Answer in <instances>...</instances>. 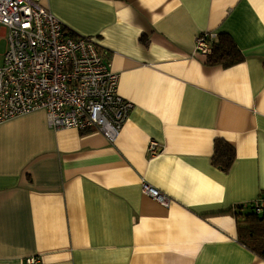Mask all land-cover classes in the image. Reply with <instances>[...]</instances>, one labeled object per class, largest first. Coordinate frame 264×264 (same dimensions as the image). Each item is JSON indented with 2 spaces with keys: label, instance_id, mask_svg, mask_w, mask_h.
Here are the masks:
<instances>
[{
  "label": "crops",
  "instance_id": "obj_1",
  "mask_svg": "<svg viewBox=\"0 0 264 264\" xmlns=\"http://www.w3.org/2000/svg\"><path fill=\"white\" fill-rule=\"evenodd\" d=\"M41 4L109 51L134 109L114 144L54 130L43 110L0 124V264H264L236 215L264 198V0ZM205 33L229 35L244 60L207 65ZM218 140L235 149L228 172L212 162Z\"/></svg>",
  "mask_w": 264,
  "mask_h": 264
},
{
  "label": "built area",
  "instance_id": "obj_2",
  "mask_svg": "<svg viewBox=\"0 0 264 264\" xmlns=\"http://www.w3.org/2000/svg\"><path fill=\"white\" fill-rule=\"evenodd\" d=\"M41 1L0 0V124L43 110L54 130L96 131L114 144L134 105L118 92L109 51L94 38L70 32ZM217 39L201 35L195 53L210 57ZM160 151V144L150 143L151 156ZM142 192L165 207L170 204L144 181ZM244 208L262 215L264 198ZM25 264H39V258H27Z\"/></svg>",
  "mask_w": 264,
  "mask_h": 264
},
{
  "label": "trees",
  "instance_id": "obj_3",
  "mask_svg": "<svg viewBox=\"0 0 264 264\" xmlns=\"http://www.w3.org/2000/svg\"><path fill=\"white\" fill-rule=\"evenodd\" d=\"M244 57L235 42L227 34L218 36L213 52L207 58V65L228 68L241 63ZM236 159L235 149L224 141H216L213 164L220 170L228 172ZM242 220L238 223L239 241L249 251L264 258V213L257 215L252 209L236 214Z\"/></svg>",
  "mask_w": 264,
  "mask_h": 264
},
{
  "label": "rangeland",
  "instance_id": "obj_4",
  "mask_svg": "<svg viewBox=\"0 0 264 264\" xmlns=\"http://www.w3.org/2000/svg\"><path fill=\"white\" fill-rule=\"evenodd\" d=\"M6 51V42L3 41L2 42V52L1 53H4Z\"/></svg>",
  "mask_w": 264,
  "mask_h": 264
}]
</instances>
